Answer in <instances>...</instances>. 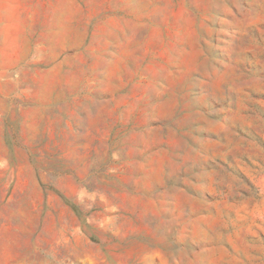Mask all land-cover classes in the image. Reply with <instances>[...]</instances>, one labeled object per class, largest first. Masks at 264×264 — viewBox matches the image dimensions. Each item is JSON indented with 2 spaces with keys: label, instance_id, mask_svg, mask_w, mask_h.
I'll use <instances>...</instances> for the list:
<instances>
[{
  "label": "rangeland",
  "instance_id": "obj_1",
  "mask_svg": "<svg viewBox=\"0 0 264 264\" xmlns=\"http://www.w3.org/2000/svg\"><path fill=\"white\" fill-rule=\"evenodd\" d=\"M0 264H264V0H0Z\"/></svg>",
  "mask_w": 264,
  "mask_h": 264
},
{
  "label": "trees",
  "instance_id": "obj_2",
  "mask_svg": "<svg viewBox=\"0 0 264 264\" xmlns=\"http://www.w3.org/2000/svg\"><path fill=\"white\" fill-rule=\"evenodd\" d=\"M75 208V207H74ZM75 210V209H74ZM77 210V209H76Z\"/></svg>",
  "mask_w": 264,
  "mask_h": 264
}]
</instances>
